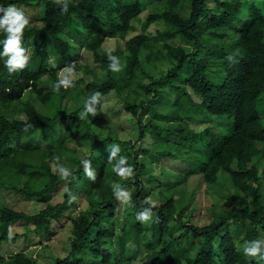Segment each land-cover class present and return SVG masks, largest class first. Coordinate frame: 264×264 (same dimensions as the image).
Here are the masks:
<instances>
[{"label":"trees","instance_id":"1","mask_svg":"<svg viewBox=\"0 0 264 264\" xmlns=\"http://www.w3.org/2000/svg\"><path fill=\"white\" fill-rule=\"evenodd\" d=\"M64 4L0 0L29 19L21 40L27 66L10 74L0 55V188L45 204L33 213L0 204V244L30 234L50 239L70 210L76 216L69 219L68 251L49 264H135L140 254V264H264L243 253L253 240L264 249V0H67L63 12ZM117 38L124 46L111 50L121 65L113 72L105 43ZM5 39L0 30V52ZM76 46L91 52L101 71L54 92ZM97 91V112L116 93L135 140L103 136L91 113L79 118ZM57 131V152L74 146L67 180L52 169L54 149L42 145ZM113 144L119 150L110 164ZM124 157L133 168L127 179L113 171ZM85 159L95 181L84 173ZM149 159L180 163L157 175ZM163 175L175 181L166 183ZM192 175L208 185L229 183L236 204L219 212L212 206L209 222L198 225L183 186ZM114 183L131 196L119 233L122 204ZM61 190L62 199L53 202ZM146 208L151 219L138 221ZM15 225L26 229L12 232ZM0 264L48 263L21 251L0 253Z\"/></svg>","mask_w":264,"mask_h":264},{"label":"rangeland","instance_id":"2","mask_svg":"<svg viewBox=\"0 0 264 264\" xmlns=\"http://www.w3.org/2000/svg\"><path fill=\"white\" fill-rule=\"evenodd\" d=\"M28 10V9H26ZM35 16V11L30 10L28 12L29 16ZM188 15V13H186ZM26 15V14H25ZM146 13L143 15L145 19ZM138 31H141V25L137 24ZM156 26L153 24L150 27V31L154 33L156 31ZM134 35L130 34L128 37ZM107 50H115L118 46H124V40L122 39H109L105 43ZM74 60L76 62V68L74 72L76 73L74 82L81 78L91 79L93 72H100V67L95 63L93 55L87 49L80 46H76ZM71 67V66H70ZM161 70L166 69V65L160 67ZM83 83L79 84L82 86ZM123 103L118 98L116 93L112 92L104 97V102L102 104L101 110L97 112L94 116L93 125L95 129L101 133L103 136L109 133L117 134L123 140H135L136 132L134 128L133 121H130V115L123 109ZM20 118H24L23 115H18ZM59 132H55L51 135L50 141L42 143L45 147H52L55 151V158L59 157L58 163L63 165L67 169H70V154L71 149L74 147L72 144L69 145V152H57L61 143L54 142L59 138ZM39 139L42 140V136H39ZM150 143V142H149ZM150 163H153V170L157 175H161L163 169L174 170L178 168V160L172 159H155L150 160ZM52 169H56L57 161H51ZM126 166V165H124ZM58 171V169L54 170ZM166 179V183H173L175 178L170 175H163ZM172 178V179H169ZM170 180V181H167ZM22 187L23 185L20 184ZM185 191L188 194V198H191L190 210H192V219L198 225L202 226L209 222L211 217L212 206L215 207L216 211L228 210L234 204L236 200L231 196L233 193L230 188L229 183L220 182L216 185H208L203 182V179L200 175L190 176L186 183L183 185ZM62 190L57 191L52 196V201H59L62 199ZM129 193V192H128ZM192 195V196H191ZM120 202L122 204V209L116 215L120 218V221L115 225V233L121 232L124 222V210H125V200L120 196ZM0 204H4L8 208H13L15 210L27 211V212H38L40 211L45 204L38 202L37 200H31L23 197L20 194L11 192L8 189L0 188ZM242 205L241 203H237ZM188 211V210H187ZM65 218L61 223H56L55 233L51 236L50 239L45 237V234L37 235L30 234L26 238L21 237L15 245L12 244H0V253L9 256L11 254L26 251L28 254L37 257V259L42 263H53L54 260L60 255L67 253L69 248V237L71 235V224L69 219L76 216L74 211L67 210ZM115 216V218H116ZM25 226H13L12 232H21L25 231ZM44 233V232H43ZM130 248H134L132 243L128 245ZM143 261V255L137 256L134 260L135 264H140Z\"/></svg>","mask_w":264,"mask_h":264},{"label":"clouds","instance_id":"3","mask_svg":"<svg viewBox=\"0 0 264 264\" xmlns=\"http://www.w3.org/2000/svg\"><path fill=\"white\" fill-rule=\"evenodd\" d=\"M68 11L67 0H65L63 12ZM0 12L3 13V17L0 18V30L6 33V39L3 41V51L0 55L7 57L5 66L10 74L16 73L19 70H23L29 61V56L25 54V48L21 46V40L23 36L24 28L29 24V19L25 16L22 9L17 8L15 5H9L8 7L0 6ZM109 68L113 72H119L121 70L120 59L117 56L111 54V50H107ZM76 62L73 61L71 67H64L58 74V81L53 85V91L59 92L60 88L68 89L74 86V79L76 73ZM102 95L99 91L93 93L88 100L85 101L84 109L79 113V118L83 119L91 113L92 116L97 114V108L95 105L100 104ZM27 130V129H25ZM110 148H113L111 155L109 156L108 163L112 164V160L116 157V151L119 150L113 144ZM59 175L62 179L67 180L72 173L58 163L59 157H56ZM128 163V158L124 157L119 160L118 163L113 164V171L121 178L127 179L133 175V168L131 165L125 167ZM85 175L92 181L97 179L94 173L90 160L82 161ZM54 169V170H56ZM114 191L123 197L127 202L131 199L128 192L123 191L119 183H114ZM151 198L145 200L148 203ZM153 207L155 205L153 204ZM152 210L150 208L144 209L143 212L137 214V220L141 222H148L151 219ZM11 226L9 227V237H11ZM243 253L247 257H258L260 260H264V249L260 246L259 240H253L246 242L243 247Z\"/></svg>","mask_w":264,"mask_h":264}]
</instances>
